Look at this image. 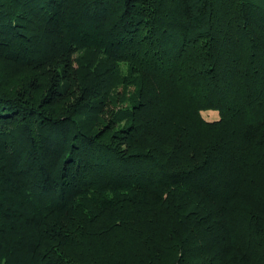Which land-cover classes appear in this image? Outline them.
<instances>
[{
    "label": "trees",
    "instance_id": "1",
    "mask_svg": "<svg viewBox=\"0 0 264 264\" xmlns=\"http://www.w3.org/2000/svg\"><path fill=\"white\" fill-rule=\"evenodd\" d=\"M0 264H264V0H0Z\"/></svg>",
    "mask_w": 264,
    "mask_h": 264
},
{
    "label": "rangeland",
    "instance_id": "2",
    "mask_svg": "<svg viewBox=\"0 0 264 264\" xmlns=\"http://www.w3.org/2000/svg\"><path fill=\"white\" fill-rule=\"evenodd\" d=\"M120 68L122 69V71H125L126 65L121 64ZM202 116L206 119L212 120V119H217L219 117V113L217 110H204L202 111Z\"/></svg>",
    "mask_w": 264,
    "mask_h": 264
}]
</instances>
